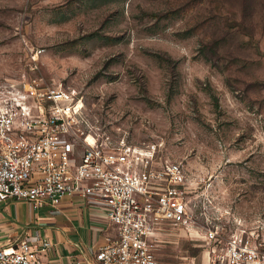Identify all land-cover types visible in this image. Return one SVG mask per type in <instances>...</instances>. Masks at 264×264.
Here are the masks:
<instances>
[{
    "label": "rangeland",
    "instance_id": "obj_1",
    "mask_svg": "<svg viewBox=\"0 0 264 264\" xmlns=\"http://www.w3.org/2000/svg\"><path fill=\"white\" fill-rule=\"evenodd\" d=\"M22 74L162 144L204 179L219 223L264 222V0H0V78ZM163 239L161 264H203L183 231Z\"/></svg>",
    "mask_w": 264,
    "mask_h": 264
},
{
    "label": "built area",
    "instance_id": "obj_2",
    "mask_svg": "<svg viewBox=\"0 0 264 264\" xmlns=\"http://www.w3.org/2000/svg\"><path fill=\"white\" fill-rule=\"evenodd\" d=\"M162 149L130 141L121 126L108 130L74 88L29 74L0 78V202L37 210L77 196L103 212L116 237L97 248L95 264H159L156 250L171 230L202 249L203 264H264V222L219 223L204 179ZM53 247L37 231L0 240V264H56L47 257Z\"/></svg>",
    "mask_w": 264,
    "mask_h": 264
},
{
    "label": "crops",
    "instance_id": "obj_3",
    "mask_svg": "<svg viewBox=\"0 0 264 264\" xmlns=\"http://www.w3.org/2000/svg\"><path fill=\"white\" fill-rule=\"evenodd\" d=\"M43 209L34 210L20 200L0 202V240L15 242L37 231L54 243L47 257L56 264H95L97 248L107 237H116L104 213L91 209L77 196L61 201L54 220L40 213Z\"/></svg>",
    "mask_w": 264,
    "mask_h": 264
}]
</instances>
